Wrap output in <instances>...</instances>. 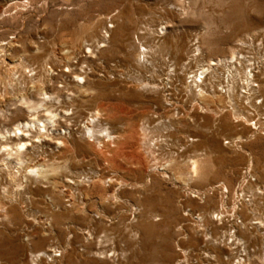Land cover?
<instances>
[{
	"label": "rangeland",
	"instance_id": "374dc122",
	"mask_svg": "<svg viewBox=\"0 0 264 264\" xmlns=\"http://www.w3.org/2000/svg\"><path fill=\"white\" fill-rule=\"evenodd\" d=\"M111 25L116 28L103 41L104 29ZM162 26L167 27L166 36L157 33ZM141 33L147 38L139 41ZM197 39L201 62L229 57L240 48L248 57L264 62V0H0V46L9 50L13 60L25 56L36 68L45 60L52 62L53 55L60 58L71 51V64L86 77L81 95L75 77L59 79V87L68 85L69 90L63 98L67 104L55 108L62 117L58 119L62 129L46 138L55 143L51 138L66 133L70 151L59 154L35 143L34 152L41 155L37 159L55 156L61 162L60 183L79 174L82 179L102 175L106 181L115 177L123 182L105 190L89 180L83 187L86 197L76 192V208L46 183L29 180L25 185L32 190L27 194L24 188L10 185L0 172V206L6 209L0 210V264H237L239 259L240 264H264V227L255 230L246 203L240 205L238 221L245 220L250 231L240 230L237 221L229 223V217L224 226L212 219L224 201L227 207L233 206L232 193L244 179V186L255 184L264 190V131L241 125L228 112L215 116L193 106L186 89L189 70L184 65ZM84 41L92 52L85 49ZM147 47L154 52H149L144 65L138 54ZM189 68L196 71L197 64ZM64 70L62 64L58 73ZM5 78V70H0L1 93L8 87ZM146 84L172 88L157 93ZM167 99H174L182 119L190 116L191 120L174 132L176 146L159 151L161 164L170 149L182 164L197 155L206 164V178L188 186L172 174L164 178L140 165L141 158L149 160L141 143L142 125L149 119L156 121L154 125L167 119L162 116L171 108ZM241 104L258 114L245 102ZM13 105L10 101L2 106L11 114L0 117V134L29 120L28 113ZM97 110L104 114L102 127L119 137L116 147L105 143L109 149L100 151L99 144L90 149L81 141L89 112ZM253 132L258 134L250 138ZM234 140L237 145L229 144ZM1 154L2 150L0 163ZM221 184L231 194L226 197L220 189L207 194ZM196 191L199 197L195 198ZM256 204L258 216L264 218V197L257 198ZM230 229L249 242L250 256L232 239L226 240L224 233Z\"/></svg>",
	"mask_w": 264,
	"mask_h": 264
},
{
	"label": "bare ground",
	"instance_id": "6f19581e",
	"mask_svg": "<svg viewBox=\"0 0 264 264\" xmlns=\"http://www.w3.org/2000/svg\"><path fill=\"white\" fill-rule=\"evenodd\" d=\"M115 28V25H111L110 27L107 26L104 29L102 40L105 41L110 38L111 34L113 33L112 30ZM160 32L162 36H166L168 33L167 27L162 26L161 30L157 33L160 35ZM146 33L150 35L149 32ZM146 33H141L142 36H138V40L140 41L141 39H144L146 37ZM197 40L198 42L196 41L194 45L196 47L189 58V62L184 65V68L187 69L186 71L189 70V74L187 75L186 79V89L193 98V106H199L198 108H200L202 112H208L214 114L215 116H221L228 112L231 116H233V118L236 119V122L241 123V125L246 126V124H250L253 130L264 131V114L260 113V111L264 109V62L257 60L255 56L248 57V55L242 53L241 48L240 51H236V49L233 50L229 57L201 62L199 57L202 54V49L199 45V39ZM34 44H37L38 53H40V46L38 43ZM141 44L140 47L142 46ZM3 46L4 45L0 46V70H5V79L8 80L7 85L11 91L8 90L7 86L3 93L0 91V117L7 118L8 113L11 114V112H9L11 109H8L7 106L6 108L2 107L3 104H7L8 102L10 103V101L14 102V108L12 107L13 109L22 110L29 114V120L19 122L11 130H5V132L3 131L0 134V151L2 150L1 155L3 156L0 163V172L6 174V176L9 178V184L18 187V190H20V188H24V190L27 191V194H29V191L32 190V188H29L27 185H25L29 180L34 181V183L38 185L46 183L48 186H52L54 188V194L60 195L64 199H69V202H71L76 208L79 207V205H76L78 204L76 203L78 200H76V192H79L77 195L81 194L83 197H86L83 187L87 182H90L89 180H92V183L90 182L92 186H97L98 184L102 188H105V190L107 187L116 188L122 186L123 182L120 179L114 177L109 181H106L104 179L105 177L103 178L102 175H97L95 177H88L86 175L84 179H82V175L79 174L75 180L73 179L67 181V183H60V181H58V172L62 171L60 170L62 166L60 167L59 165L61 162L58 164L57 158H55V156L50 159H47L46 156L44 159L39 160L37 159L39 156H36L34 152L36 148L34 146L35 143H41L42 148L46 147L52 152L57 151L59 154L68 150L70 151V139L66 137V133H59L56 138H51V141H56L55 143L47 142L46 138L53 136V132L58 130L61 132L62 129V125L58 122V119L62 117L60 116L58 110H55V108H57L58 105H61L63 108V106L67 104L66 100H63V98L65 97V92L68 93L69 90L67 88L68 85H62L59 87L61 84L59 79L63 78L64 76H73L76 80L75 86L78 93L81 95L84 91L82 83H85L86 77L80 74L77 67V69H74L75 63L71 64V57L73 56L72 53H70L71 51H67L60 58L57 55H53L52 57L55 56L52 58L53 63L48 59L43 61L38 67L35 66L36 68H34L28 63V59L25 56L20 57L18 60H13L9 50ZM83 46L86 50H88V52H92V48H88L89 46L91 47L90 44H87L86 42ZM147 48H143L138 54L139 61L144 65L145 63H148L149 52H154L151 49L152 47L148 49ZM194 62L197 64V70L191 71L192 68H189V66H191V64ZM62 64H64L65 70L58 73V69ZM220 69L223 71L222 82H220V76L214 77L216 74H219L221 71ZM170 72L171 74H175V68H172ZM210 73L211 78H208ZM225 74H227V81L225 80ZM214 78L219 79L217 82L218 84H214L212 81ZM239 81L243 84L241 87L242 91H239L238 89ZM224 83H226L225 86ZM145 86L151 87L154 92L166 93L168 91L167 87L169 84H167V87L166 85L160 86L151 84H146ZM168 88L170 89L172 87ZM35 95H37L39 98L36 99ZM172 100L174 101V99H170V102L168 99L166 100L168 107L171 108H167V114H162L163 117H167L164 122L154 125L156 121H152L153 119H146L147 121H145L142 125L141 131L143 141L141 143H143L142 146H144L149 160L146 161L141 158L140 165L147 173H157L162 175L164 178L171 177L170 174H172L176 180L181 179L188 186L191 181L203 179L207 176L206 164L202 162V159H198V155L190 158L186 163L184 162V164H182V162L179 161L178 157H175V154L172 153L170 149L169 155L165 157L166 159H163L164 163L161 164L160 160L161 154H159V151L165 146H176V142L172 140V137L175 134L174 132L177 131L180 126L188 125L189 123L187 120L190 119V116H187L186 119H182L181 113L175 108L176 103H173ZM258 100H262V103L258 104ZM244 102L250 109H253L258 114L255 115V113L250 112L246 106L241 104ZM70 105L73 106V101L70 102ZM99 110L92 113L89 112L90 117L87 119L85 126L83 125L84 135L81 141L90 149L91 147L93 149L94 145L96 146V144H99V147H102L100 151H102L105 148L109 149L110 147V145L106 146L107 144L105 145V143L111 142L114 144L113 146L116 147V139L119 137L114 136L113 133L109 131L108 127H102V123H104V114H102ZM67 116L70 115L67 113ZM154 116L158 117V113H155ZM99 126L101 127L100 130H98ZM255 134L257 135L258 133L253 132L250 138L255 137ZM101 138L103 139L104 144L100 141ZM239 139L240 142L244 141L243 137H240ZM189 141L195 142L194 139H189ZM235 141L236 140H234V142H230L229 144H236L237 142ZM73 142L75 143L74 147L76 148L77 141ZM118 146H120L121 149L120 143ZM184 165L188 166L186 169L187 172L182 167ZM245 182L246 180L244 179V183ZM255 182H257V180ZM2 183L3 182L0 180V186H2ZM244 183L241 184L240 189L237 192L232 193L233 206L231 208L227 207V204L224 201L222 204V209L218 212H214L212 219L224 226L225 219L229 217V223L232 221H237V223H239V229L241 227L240 230L244 229L250 231L245 220H242L241 222L238 221V211L240 209V205L244 206V203H246L244 208L247 207L250 209L251 214L254 216V219L251 221L252 225L255 227V230L260 231L262 227H264V218L260 217V215L258 216L257 214L258 205L256 204V199L264 197V190L255 184L244 186ZM88 185L91 187L89 183ZM217 189H220L222 194L226 197L227 194H231L225 184H221L218 187L212 188V190L207 191V194L212 193ZM204 195L206 196V193ZM197 196L199 197V191H196L195 198ZM247 197H250V199L248 200ZM55 202L57 201L55 200ZM0 210L6 211L5 206H0ZM79 210L83 211L84 209L82 208ZM202 221L205 222L204 218H202ZM232 232L233 229H230L228 233H224L226 240L229 241L232 239L233 244L235 243V245L239 246V248L240 246L242 247L241 249L243 250L242 252L245 254V256H250L251 254L247 250V245L249 242L245 239H241L237 235V231L234 233ZM210 258L216 259V256H211ZM240 263L241 261L239 259L237 264ZM228 264L230 263L228 262Z\"/></svg>",
	"mask_w": 264,
	"mask_h": 264
},
{
	"label": "built area",
	"instance_id": "2783aa9c",
	"mask_svg": "<svg viewBox=\"0 0 264 264\" xmlns=\"http://www.w3.org/2000/svg\"><path fill=\"white\" fill-rule=\"evenodd\" d=\"M238 68H239V67H238ZM226 75H227V74H225V78L227 77ZM219 76L221 77V78H220V82H222V81H223V73H220V72H219V74H216L214 77H219ZM208 78H211V73L208 75ZM239 79H240V77H239ZM218 80H219V79L214 78L212 81L214 82V84H218V83H217ZM225 80L227 81V78H226ZM225 80H224V81H225ZM215 82H216V83H215ZM225 85H226V83H224V86H225ZM238 89H239V91H240V81H239V87H238Z\"/></svg>",
	"mask_w": 264,
	"mask_h": 264
}]
</instances>
